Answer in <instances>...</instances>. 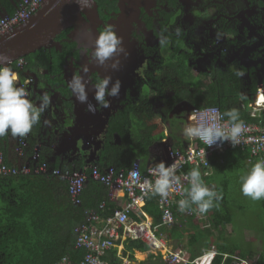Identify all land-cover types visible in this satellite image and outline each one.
<instances>
[{
	"label": "trees",
	"instance_id": "16d2710c",
	"mask_svg": "<svg viewBox=\"0 0 264 264\" xmlns=\"http://www.w3.org/2000/svg\"><path fill=\"white\" fill-rule=\"evenodd\" d=\"M19 1L0 0V17L11 14ZM63 36H65L64 32L56 38L60 40L61 49L55 47L41 49L23 57L27 62L25 69L34 72L46 71L43 74L37 72L39 76L37 89L46 88L48 93L51 91L60 93L61 101L56 106L57 110L52 112L53 118L58 115L60 123L55 124V121L41 118L29 133L22 156H16L14 153L15 136L9 133L0 137L5 159L9 165L20 167L34 154L35 148H38L37 163L45 162L48 171L53 168L84 170L89 176L93 164L97 165L100 172H106L109 167H114L116 170L129 169L135 160H139L140 170L144 173L150 164L167 162L169 147L182 148L187 142V138H182L179 131L177 133L180 129L178 121L181 117L169 116L170 111L180 101L181 109L183 106L188 109L190 104L196 108L218 106L222 113L237 109L241 120L264 124V112H261L259 117L251 116V107H249L251 96L257 90L258 78L252 75L250 83L245 85L241 76L236 74L237 70L244 71V66L218 69L212 77L196 75L184 53L178 51L181 47V36L172 32L171 35L166 36L168 43L162 45L163 48L155 61L156 65L152 70L144 71L136 80V85L141 88L138 97L127 98L124 106L110 115L101 136L102 145L97 151L98 160L86 163L78 159L73 164L59 157L52 160L50 145L57 141L59 136L54 134L53 130L56 128L61 132L72 121L70 116L72 94L62 78V69L65 54H68L74 45L65 40L61 41ZM257 65H264V61L261 63L258 61ZM8 67L12 71L15 70L16 61ZM252 69L251 67L250 70ZM95 78L97 82L100 80L98 77ZM19 79H23L21 72ZM33 94L36 95V91ZM165 122L170 126V141L166 140V130L163 127ZM115 135L120 137L119 141H116ZM199 145L195 142V146ZM248 154L247 150L240 148H229L223 153H213L209 158L206 174L199 166L185 167L186 172L198 167L202 179L208 186L217 174V186L213 188L222 194V199L218 202L219 208L214 207L209 210L195 225L192 224L194 209L193 213L188 215L180 212L175 206L174 214L177 222L170 227L159 226V231H164L167 238L175 239L182 248L185 246L184 248L189 252L187 259L201 257L202 253H208L210 246H214L216 254L211 255L209 259L202 258L201 261L204 263L201 264H230L236 261L231 255L223 261V253L232 254L234 249L227 248L226 245L211 238L217 227L230 225L233 220L230 209L233 208L234 202L235 204L238 202L235 199L230 200L228 192L231 190V184L235 183L234 177H239V173L243 171ZM212 170L213 173L210 175ZM236 171L239 173L235 174ZM126 202V197H121L117 201L110 200L107 187L92 179L87 181L82 191L81 203L74 205L70 199L66 180L59 176L32 172L0 176V264H54L62 257H68L72 264H79L85 249L75 248V227L84 223L86 215L90 212L95 211L99 216L106 218ZM102 203L104 205L100 207ZM193 207L196 208L195 205ZM260 207L264 208V200L260 201ZM142 210L152 218L154 225L161 224L158 195L148 194ZM130 216L138 221L143 219L139 210L130 212ZM259 221L261 230L257 232L261 233L263 243L260 254L256 259L249 260L250 264H264V217ZM185 224L189 226L188 229L185 228ZM185 233L188 234V241L183 244ZM148 249L149 246L144 242L127 239L123 241V249L120 253L117 247H113L103 259L107 264H122L124 257L133 260L135 250ZM253 254L245 251L240 253L243 257H253ZM137 264L169 263L160 255L150 254L146 260Z\"/></svg>",
	"mask_w": 264,
	"mask_h": 264
},
{
	"label": "built area",
	"instance_id": "2783aa9c",
	"mask_svg": "<svg viewBox=\"0 0 264 264\" xmlns=\"http://www.w3.org/2000/svg\"><path fill=\"white\" fill-rule=\"evenodd\" d=\"M48 1L49 0H20L11 14H5L0 17V38L27 22ZM26 64L27 62L23 57L16 61V69L14 70L18 75L16 85L26 87L30 92L29 98L34 104L38 105L40 94L47 93V91L45 89L36 88V82L39 78L32 70L25 69ZM99 66L101 65L93 66V64H91L87 72L83 69L80 70L79 68L67 67L63 72V77L68 81L73 75H81L84 78L89 102L94 105L96 104L93 99L95 88L89 77L92 72H96L99 75ZM20 72L23 75L22 80L19 79ZM26 81L30 82L26 84ZM34 91H36V95L33 96ZM71 101L72 110L70 116L72 118V124L61 132L57 141L51 143L50 158L53 160L59 157L61 160H66L68 163L73 164L76 160L81 159L80 152L82 148L88 149L91 146L92 140L96 137L95 134L104 127L105 113L109 108L105 109L97 105V110L93 114L87 111L86 104H81L76 101L73 94L71 96ZM249 107H251V116L259 117L261 116V112H264V83H259L257 85V90L253 94L252 100L249 102ZM210 109H216L217 113H211L209 111ZM44 112H46V110ZM217 114L223 115L218 106L204 108L192 106L190 109H187L185 113L186 126L189 123L194 125L198 124L203 118ZM221 122L226 123L227 118L224 117ZM244 122L246 128L241 137V142L236 146H233L228 141L222 144L207 146L199 139L186 136L187 142H185L182 148L169 147V156L165 165L168 166L175 163L177 165L176 174L180 176L181 180L178 185L169 190V195L166 199H162L158 196V206L161 210L160 225H154L152 218L142 210L145 198L150 194L147 193V186L140 181L133 180L130 176L132 170H137L140 172L141 180L145 178L154 180L151 169L155 167L156 163L150 164L144 173L140 170L139 160H135L129 169L116 170L114 167H109L106 172H100L97 165L93 164L89 176L84 170H61L60 168H53L48 171L45 162L41 164L37 163L39 156L38 148H35L34 154L29 157L23 165L17 167L7 163L4 150L0 143V176L29 174L31 172L42 174L51 173L54 176H59L66 180L70 199L74 205H79L81 203L82 191L89 179L101 182L105 185L108 189V197L110 200L117 201L121 197L127 198V202L121 208L113 210L106 218L99 216L93 211L86 215V221L84 223L75 227V248L85 249L83 259L79 264H107L103 257L111 248H118V246H121L120 244L127 239L146 243L155 255H160L162 259L169 264L178 262L183 264H199L198 261L200 259L209 258L211 253H215V247L210 248V254L204 253L201 257H196L192 260L187 259L182 253L172 252L167 248V239L163 235V232L159 231V226L169 227L177 222V217L174 214V207H178L177 202L185 198V189L189 187V182L184 179L188 173L185 171L187 165L199 166L204 169V174H206L209 166V158L212 154L223 153L229 148L247 150L249 153L247 158L248 161L264 159V124L251 121ZM28 135L25 137L15 136L14 153L16 156H22L24 154ZM76 138H80L81 142L76 141ZM115 138L117 141L120 140L118 135H115ZM195 142H198L200 145L195 146ZM96 160H98L97 155L92 162ZM82 161L88 163L86 158H83ZM103 205L102 203L100 207ZM193 209L194 215L196 217L200 216L198 211L195 210V207L185 210L182 213L191 215ZM134 210H139L143 219L139 221L133 219L130 216V212ZM233 258L236 259L233 264H250L247 259H242L237 256ZM54 264H72V262L68 257H62Z\"/></svg>",
	"mask_w": 264,
	"mask_h": 264
},
{
	"label": "flooded vegetation",
	"instance_id": "af4514ba",
	"mask_svg": "<svg viewBox=\"0 0 264 264\" xmlns=\"http://www.w3.org/2000/svg\"><path fill=\"white\" fill-rule=\"evenodd\" d=\"M94 1L96 14L91 13L92 6L87 13H82L78 20L55 37L54 47L61 49L60 40L56 38L63 32L65 36L61 41L74 45L65 54L64 78L63 72L67 67L84 70L91 64L98 65L92 58V52L98 33L106 25L123 30L121 35L115 31L123 42L127 40V55L121 54L123 80L118 77L121 81L120 95L109 98V108L116 106L111 114L123 107L127 98L138 97L141 88L136 85V80L144 71L152 70L156 65L155 61L163 48L159 43L161 36H169L177 28L181 29V47L178 51L184 53L196 75L244 66L241 78L245 85L250 83L252 75L258 78V84L264 83V65H257L258 61H264V0ZM126 65L128 67L125 68ZM95 77L101 79L98 73L92 72L89 78L93 85L97 83ZM191 107L190 104L188 109ZM186 110L182 109V112L186 113ZM61 132L57 130L58 138Z\"/></svg>",
	"mask_w": 264,
	"mask_h": 264
},
{
	"label": "clouds",
	"instance_id": "9594fccd",
	"mask_svg": "<svg viewBox=\"0 0 264 264\" xmlns=\"http://www.w3.org/2000/svg\"><path fill=\"white\" fill-rule=\"evenodd\" d=\"M180 33L181 29L177 28L176 34L179 35ZM159 43L163 45L168 43V40L166 37L161 36ZM120 54L127 55L123 47L122 38L116 34L114 26L106 25L97 35L92 58L101 66L111 60V67L118 69L120 64L118 57ZM7 63L8 58L0 56V137L9 133L12 136L25 137L40 122L41 115L51 104V97L47 94L48 90L42 88L47 93H43L40 96L38 105L34 104L29 98L30 92L26 87L16 85L17 74L7 66ZM84 71L87 72V68ZM35 73L37 74V72ZM236 74L238 76L244 75L239 70H237ZM29 82L26 81L25 83L27 84ZM67 87H69L76 101L81 104H86L87 111L94 114L97 110V105L101 108H109L111 106L109 98L119 97L121 81L119 79L113 81L111 76H105L100 79L94 85L95 94L93 99L96 102L95 105L89 102L86 83L81 75H73L68 81ZM51 92L59 93L58 91ZM209 111L211 113H217L216 109H210ZM224 117H227L226 123L221 122ZM45 123L48 122L45 121ZM245 128V122L240 119L238 110L231 109L223 113L222 116L219 114L209 115L203 118L198 124L194 125L189 123L184 128L183 134L190 138L199 139L207 146L222 144L225 141L236 146L241 142ZM78 142H81L80 138ZM80 153L81 159L87 158L88 150H81ZM176 173L177 165L175 163L166 166L163 161H160L151 169L154 180H148L146 178L141 180L140 172L137 170H132L130 176L133 180L140 181L146 185L147 193L166 199L169 195V190L180 183L181 178ZM184 179L189 182V187L184 192L185 198L177 202L180 212L191 209L192 205L196 206L195 210L201 215L206 214L214 207L219 208L218 202L222 199V194L204 182L198 167L192 168ZM238 180L240 185L239 190L243 196L250 198L252 201L264 200V159H259L253 163L249 169L239 175ZM194 217L196 216L194 215ZM197 218L199 220L200 216H197ZM208 254H210V251ZM214 254H216V249L215 253H211V255ZM234 256L240 257L234 254L231 255L232 258ZM227 257H230V255L223 253V261ZM233 263L234 261L230 262V264Z\"/></svg>",
	"mask_w": 264,
	"mask_h": 264
},
{
	"label": "water",
	"instance_id": "95a60500",
	"mask_svg": "<svg viewBox=\"0 0 264 264\" xmlns=\"http://www.w3.org/2000/svg\"><path fill=\"white\" fill-rule=\"evenodd\" d=\"M91 6L93 7L91 13L95 15L96 8L94 7V0H49L27 22L0 38V56L8 58L7 66H9L19 58L33 54L38 50L55 46V37L62 30L78 20L82 13H87ZM120 30L119 27L115 29L119 35H121L123 31L121 30L120 32ZM123 47L127 50V40L123 42ZM118 59L120 61L118 69H113L111 67L112 61L99 66V77L101 79L105 76H111L113 80L119 78L123 80V67H121L123 57H121V54ZM126 67H128V65H126L125 68ZM64 81L68 86V80L64 78ZM126 85L129 86L128 82ZM122 86L125 87L123 83ZM115 107L116 106H113L106 110L104 127L95 134L96 137L91 142V146L88 149L82 148V150H88L86 158L88 163L93 161L97 155V151L102 145L101 135L107 126L111 110ZM78 139L79 138H76V141H78Z\"/></svg>",
	"mask_w": 264,
	"mask_h": 264
},
{
	"label": "crops",
	"instance_id": "0c3cea01",
	"mask_svg": "<svg viewBox=\"0 0 264 264\" xmlns=\"http://www.w3.org/2000/svg\"><path fill=\"white\" fill-rule=\"evenodd\" d=\"M37 72L39 74L46 73L45 70H37ZM17 77H18V75H17ZM17 81H18V79H17ZM37 83H36V85H37ZM57 94H58V96H57ZM48 95L51 97V104L48 107L49 109L46 110V112H44L41 115V118L43 120H47V121L48 120L55 121V124L56 123H60V121L58 119V115L56 116V118H53L52 117V112L57 110L56 106L61 101V95H60V93H52V92L48 93ZM53 95H54V97H53ZM40 96H41V94H40ZM185 101H187V100H185ZM183 109H184V106H183ZM46 116H48V117H46ZM71 123H72V121H71ZM57 130L58 129L55 128L53 130V133L55 134ZM253 163H255V162H250L247 159H245L243 171L240 172V173L238 171H236L235 174L239 173V175H240L241 173H243L244 171L249 169ZM210 173H211L210 175H212L213 170L210 171ZM215 175H216V177L218 176L217 174H215ZM216 177L212 178V180H211L212 182L209 183V187L213 188V187L217 186V178ZM238 178L239 177H234L235 183L231 184V190H230V192H228V193H230V194H228V195H230V200H231V197L233 199H235V197L233 196L232 193H236L237 194L238 190L240 189ZM237 200L238 199H235V201H237ZM248 200H249V198H248ZM250 201L252 202V200H250ZM233 210L234 211L231 212V216H233V220H232L231 224L230 225H226L225 224L224 226H219L214 231L212 229L213 237L211 239L212 240H218V242L220 244L226 245L227 248L234 249V253H232V254L238 255L242 259H247V260H250V261L253 260V259H256L258 254H260L261 246H262V243H263V240L261 238V233L257 232V230H261V224L260 223L257 224L256 220H261L264 217V214H263L264 208L260 207V204L258 206L257 205L252 206L248 202L245 205H241L240 203L235 204L233 206ZM241 211H243V212H241ZM246 211L254 212L255 213L254 218L252 217L251 214H250V217L247 218L246 215H245ZM260 213L263 216H259ZM203 217H204V214L203 215L200 214V219L203 218ZM197 222H198V218L195 219V217H194L192 224L195 225ZM200 223H202V222H200ZM185 228L188 229L189 226L187 224H185ZM189 231L191 232L192 230L190 229ZM185 234H184V238L182 239L183 240V244H186V242L188 241V239H187V235L188 234H186V235ZM163 235L167 239L166 240V245H167V248L170 251L177 252L179 254L182 253V255L185 258H188L189 252L186 250V248H184L185 246H183V248H182V247H180V245H178L176 243L175 239L167 238L166 233L164 231H163ZM120 245L121 246H118V248H117L118 249V253H120L121 249H123V243H121ZM212 247H214V246H212ZM209 248H211V246ZM244 251L246 253H254L253 254L254 256L253 255H252L253 257H248V256L247 257H243V256H241L240 253H242ZM224 253H225V255H232V254H230L228 252H224ZM150 254H154L150 249L145 250V251L135 250L133 252V257H134L133 260L132 259H128L127 257H124L123 261H122V264H137V263H139L141 261L146 260ZM203 254L204 253H202L201 255H203ZM207 259H209V258L207 257ZM198 262H199V264L204 263L201 260H199Z\"/></svg>",
	"mask_w": 264,
	"mask_h": 264
},
{
	"label": "rangeland",
	"instance_id": "374dc122",
	"mask_svg": "<svg viewBox=\"0 0 264 264\" xmlns=\"http://www.w3.org/2000/svg\"><path fill=\"white\" fill-rule=\"evenodd\" d=\"M188 9H190L189 7H188ZM214 72H216V71H214ZM214 74V73H213ZM213 74H206V73H204V74H201V77H205L206 75L207 76H209V77H212L213 76ZM57 96H58V94H57ZM158 104V106L160 105V103L158 102L157 103ZM185 108V107H184ZM157 114V113H156ZM173 115H178L179 117H181V119L178 121V124H179V127L178 128H180V129H178L177 130V133H178V131H179V135L182 137V138H186V136L183 134V130H184V128H185V126H186V121H185V113H183L182 112V109H176V105L174 106V108L170 111V113H169V116H173ZM46 117H48V116H46ZM163 127H164V129L166 130V137H167V141H170V135H169V128H170V126H169V124H168V122H165L164 124H163ZM233 194V196L235 197V199H238L236 202H238V203H240L241 205H245L246 203H250L252 206H255V205H259L260 204V201H250L251 199L249 198V200H248V198L247 197H245V196H243V195H241V192L238 190V193L236 194V193H232ZM231 199H233L232 197H231ZM234 205H235V202H234ZM237 209V208H236ZM234 210H233V208L231 209V212H233ZM241 212H243V211H241ZM246 213V214H245ZM244 214L246 215V217L247 218H249L250 217V214L252 215V217L254 218V216H255V213L254 212H249V211H246ZM259 216H263L261 213L259 214ZM195 219H197V217H195ZM256 223L258 224V223H260V221L259 220H256Z\"/></svg>",
	"mask_w": 264,
	"mask_h": 264
},
{
	"label": "bare ground",
	"instance_id": "6f19581e",
	"mask_svg": "<svg viewBox=\"0 0 264 264\" xmlns=\"http://www.w3.org/2000/svg\"><path fill=\"white\" fill-rule=\"evenodd\" d=\"M113 81H115V80H113ZM181 102V101H180ZM180 102H178L177 104H176V109H181V107L179 106V103ZM185 109V108H184Z\"/></svg>",
	"mask_w": 264,
	"mask_h": 264
}]
</instances>
